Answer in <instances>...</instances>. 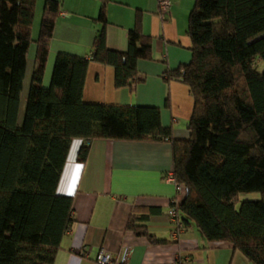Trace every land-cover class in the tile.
<instances>
[{
  "label": "trees",
  "instance_id": "1",
  "mask_svg": "<svg viewBox=\"0 0 264 264\" xmlns=\"http://www.w3.org/2000/svg\"><path fill=\"white\" fill-rule=\"evenodd\" d=\"M35 0H0V264H54L71 229L73 198L58 192L74 140L85 161L93 140L168 141L181 198L172 205L208 243L227 244L251 264H264V0H194L186 34L189 63L163 77L185 85L193 109L188 138L176 140L152 106L88 104L82 100L89 62L114 71L115 88L131 87L150 39L136 24L126 52L109 50L104 27L91 54L55 56L42 84L60 5L44 0L37 38L31 37ZM97 22L106 24L103 8ZM35 67L22 123L20 92L28 46ZM258 193L241 201L239 195ZM159 210L133 208L126 230L164 243L145 228Z\"/></svg>",
  "mask_w": 264,
  "mask_h": 264
},
{
  "label": "crops",
  "instance_id": "2",
  "mask_svg": "<svg viewBox=\"0 0 264 264\" xmlns=\"http://www.w3.org/2000/svg\"><path fill=\"white\" fill-rule=\"evenodd\" d=\"M55 1L60 10L48 42L42 84L49 85L58 53L90 56L93 40L102 27L106 47L126 52L128 34L137 24L140 32L149 37L151 50L149 59L138 60L134 84L117 89L111 67L89 62L82 100L88 104L157 107L161 125L171 129L172 137L187 139L193 98L185 85L168 81L163 73L190 61L186 29L194 0H169V12L163 18L156 0ZM43 6L44 0H35L33 41L38 36ZM101 8L105 25L95 20ZM35 50L32 42L26 53L18 125L24 117ZM80 143H72L60 177L58 192L73 198L74 223L60 243L54 264H99L96 257L100 250L115 258L124 248L130 249L128 264H251L230 245L208 243L191 221L183 222L180 213L177 217L183 229L173 237L175 228L167 213L170 201L181 195L163 181L164 174L172 168L168 141L97 139L90 142L83 162L77 159ZM133 208L159 210L149 216L145 228L164 243H151L126 230Z\"/></svg>",
  "mask_w": 264,
  "mask_h": 264
},
{
  "label": "built area",
  "instance_id": "3",
  "mask_svg": "<svg viewBox=\"0 0 264 264\" xmlns=\"http://www.w3.org/2000/svg\"><path fill=\"white\" fill-rule=\"evenodd\" d=\"M156 2L158 5L159 16L163 18L169 12L170 1L169 0H156ZM163 181L165 183L173 185L175 188L176 194L180 195L182 189L178 184H176L173 171L166 172L163 176ZM176 202H177L176 199L170 201L169 203L170 208L167 213L168 219L174 224L175 231H174L173 237L175 238L183 229V224L178 220L177 211L174 207H172V205ZM129 258H130V249H127V248H124L121 251H119L115 258L114 256H112V254L104 250H100L96 257V262L99 264H114V262L116 261L117 264H128Z\"/></svg>",
  "mask_w": 264,
  "mask_h": 264
},
{
  "label": "rangeland",
  "instance_id": "4",
  "mask_svg": "<svg viewBox=\"0 0 264 264\" xmlns=\"http://www.w3.org/2000/svg\"><path fill=\"white\" fill-rule=\"evenodd\" d=\"M263 67H264L263 64H259L257 66V70L261 71L263 69ZM256 199H259V194L258 193H243V194H240L239 198H238V201L236 202L235 207L238 208L241 201H244V200H256Z\"/></svg>",
  "mask_w": 264,
  "mask_h": 264
}]
</instances>
